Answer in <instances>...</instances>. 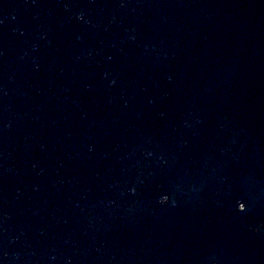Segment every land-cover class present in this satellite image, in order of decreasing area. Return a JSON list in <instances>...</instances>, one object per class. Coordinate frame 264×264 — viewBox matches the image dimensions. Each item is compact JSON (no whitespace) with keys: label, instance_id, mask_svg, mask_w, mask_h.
Wrapping results in <instances>:
<instances>
[{"label":"water","instance_id":"1","mask_svg":"<svg viewBox=\"0 0 264 264\" xmlns=\"http://www.w3.org/2000/svg\"><path fill=\"white\" fill-rule=\"evenodd\" d=\"M262 224L264 0H0V264H264Z\"/></svg>","mask_w":264,"mask_h":264},{"label":"snow or ice","instance_id":"2","mask_svg":"<svg viewBox=\"0 0 264 264\" xmlns=\"http://www.w3.org/2000/svg\"><path fill=\"white\" fill-rule=\"evenodd\" d=\"M167 201H168V197L167 196H165V197H163L161 199V203L162 204L167 203ZM241 212H243V209H241ZM261 227H264V224H262ZM257 231H259V230H257Z\"/></svg>","mask_w":264,"mask_h":264},{"label":"clouds","instance_id":"3","mask_svg":"<svg viewBox=\"0 0 264 264\" xmlns=\"http://www.w3.org/2000/svg\"><path fill=\"white\" fill-rule=\"evenodd\" d=\"M160 203H161V200H160ZM162 204V203H161Z\"/></svg>","mask_w":264,"mask_h":264}]
</instances>
